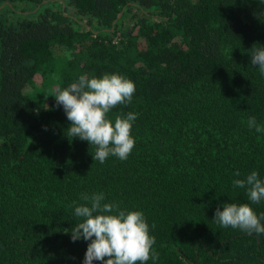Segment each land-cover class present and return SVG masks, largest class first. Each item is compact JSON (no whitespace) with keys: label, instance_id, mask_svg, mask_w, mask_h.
Returning <instances> with one entry per match:
<instances>
[{"label":"trees","instance_id":"obj_1","mask_svg":"<svg viewBox=\"0 0 264 264\" xmlns=\"http://www.w3.org/2000/svg\"><path fill=\"white\" fill-rule=\"evenodd\" d=\"M261 47L264 0H0V264H83L74 209L100 192L144 213L146 264H264V234L213 220L226 203L264 213L233 186L264 179V133L247 126H264ZM113 73L136 91L108 117L135 112L136 144L101 164L53 95Z\"/></svg>","mask_w":264,"mask_h":264},{"label":"clouds","instance_id":"obj_2","mask_svg":"<svg viewBox=\"0 0 264 264\" xmlns=\"http://www.w3.org/2000/svg\"><path fill=\"white\" fill-rule=\"evenodd\" d=\"M250 62L264 75V47L251 52ZM135 83L120 74H105L100 78L81 75L78 81L53 95L57 106H62L70 126L65 132L68 139L79 138L95 146L94 161L101 164L110 157L126 160L132 153L136 141L132 136L135 112L111 120L108 114L119 105L132 102ZM249 129L264 133L256 117L247 120ZM238 177L240 173L237 171ZM233 186L246 188L251 204L264 201V179L252 171L244 179H235ZM85 201L74 209L79 222L71 231L73 242L90 241L83 264H146L157 258L153 252L155 237L142 211H126L116 203H105L104 193L81 194ZM213 220L221 228L239 229L245 233L264 234V213L257 214L249 203H226L223 210H215ZM154 228L155 225L153 224Z\"/></svg>","mask_w":264,"mask_h":264}]
</instances>
